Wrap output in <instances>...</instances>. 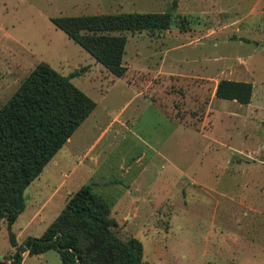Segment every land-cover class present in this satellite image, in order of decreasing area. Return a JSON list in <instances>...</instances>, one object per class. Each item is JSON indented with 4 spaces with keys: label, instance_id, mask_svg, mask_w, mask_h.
<instances>
[{
    "label": "rangeland",
    "instance_id": "1",
    "mask_svg": "<svg viewBox=\"0 0 264 264\" xmlns=\"http://www.w3.org/2000/svg\"><path fill=\"white\" fill-rule=\"evenodd\" d=\"M119 13H169L172 21L166 31L125 34L121 78L107 74L50 22ZM260 27L264 0H0V107L41 62L69 77L96 104L74 134L73 150L96 149L90 183L107 201L117 236L140 241L145 264H251L243 244L264 240V151L263 164L250 169L253 180L245 166L233 172L231 155L264 147V120L243 130L250 108L217 99L213 91L216 82L231 79L252 84L256 96L264 93ZM135 178L155 196L128 194L125 204L134 200L138 211L117 206ZM44 179L48 188L37 190ZM61 179L46 167L25 190V209L11 227L18 246L40 237L58 216L64 206L59 196L41 209ZM27 220L30 226L21 227ZM14 253L3 220L0 264ZM21 264L61 261L50 250L24 253Z\"/></svg>",
    "mask_w": 264,
    "mask_h": 264
},
{
    "label": "trees",
    "instance_id": "2",
    "mask_svg": "<svg viewBox=\"0 0 264 264\" xmlns=\"http://www.w3.org/2000/svg\"><path fill=\"white\" fill-rule=\"evenodd\" d=\"M50 22L114 78L127 72L123 65L126 33L162 32L172 24L169 13L60 16ZM251 96L250 83L227 79L219 80L214 92L217 99L241 105L249 104ZM95 107L69 77L44 62L0 107V222L6 221L8 240L15 250L7 264H21L24 253L38 256L50 250L58 253L61 264H145L141 242L117 236L110 207L94 192L92 183L68 197L40 237H27L18 246L11 232L25 209V190Z\"/></svg>",
    "mask_w": 264,
    "mask_h": 264
},
{
    "label": "crops",
    "instance_id": "3",
    "mask_svg": "<svg viewBox=\"0 0 264 264\" xmlns=\"http://www.w3.org/2000/svg\"><path fill=\"white\" fill-rule=\"evenodd\" d=\"M249 16H250L249 18H251V16L252 17H254V16L258 17V15L255 13H251V15H249ZM263 28L260 27L258 29L259 32H255V34L257 36H260L261 30L264 31ZM227 80H231V79H227ZM233 81H238V80H233ZM238 82H240V81H238ZM217 83L218 82H216V84L214 86L213 96H214V92H215ZM245 83H248V82H245ZM252 91H253V86H252ZM258 99H260V100L258 101ZM254 100H256L257 102L254 103L255 102ZM232 102H235V101H232ZM242 106H246V107L250 108V110L248 112H243L244 114L242 117V122H240L241 124H244L243 130L250 129L251 125H252V123H251L252 121L262 122L264 120V93H262V94L259 93L258 96H256L255 94L252 93L250 103L247 105H242ZM239 111L241 112L242 108L239 109ZM235 114L237 115L238 113H235ZM89 116L87 117L86 120H88ZM234 118H237V117H235V115H234ZM86 120L84 122H86ZM84 122L82 124H84ZM82 124H81V126H82ZM80 127L74 132V134L80 129ZM74 134L67 140V142L64 144V146L56 153V155L53 157V159L45 166V168L47 167V168H51L52 170H55L56 173H58L60 175V178H62V179L60 180V182L55 187H53L51 189L50 192H48V194L45 198V203L41 209L42 211L48 207L49 201L50 202L53 201L57 196H59V198L61 199L60 201H61L62 205L65 206V203H66L68 197L71 194L75 193L84 184H87V183L89 184L91 179H93L94 174L96 173L95 172L96 171L95 165H96V161L98 158L97 154L95 153L96 149L94 148L93 145H91L89 147H86L79 154H76L75 150H73V148L75 147L73 140H74V138H76V135H74ZM232 151H233L234 155H231V156L235 157V160L232 161L233 172L238 174L242 169L241 167L245 166L246 168L243 169L245 171L244 174H246V172H248V176L250 175L251 180H253V176L250 174V169L253 165H256L257 163L263 164V162H261V160H258V159L262 156L263 151H264V147H262V145L260 144L259 147L254 146L252 148H247V150H245V152L243 154L237 153L234 150H232ZM78 155H80V157H78ZM237 156H238V158L236 159ZM48 165H49V167H48ZM247 168H249V169H247ZM78 172H79L80 176L77 178L78 180H77V182H75L74 187L68 188L69 179H71V181H72L73 180L72 176H75L76 173H78ZM41 174L39 175V177L41 176ZM39 177L35 180H39ZM137 179L138 178H135L129 184L130 185L129 187L132 189L131 191L127 189L125 193L121 194V198L116 203L117 206L124 207L127 205V206H131L132 208H134V210L138 211L139 210V204H136V202L134 200H131L132 201L131 204H125L126 202L129 201L128 200V197H129L128 194L129 195L132 194V196H135V197L137 196L138 198L141 197L143 199L145 197L148 198V196H155L154 194L150 193V189H142L140 186H138ZM257 179L260 180L261 176H258ZM105 181L106 180H104L103 182H105ZM46 182H47L46 179L41 181V183L39 182V184L37 186V190L42 191V190H44L45 187L48 188V186H46ZM248 188H251V186L248 185ZM260 189H261V187H260ZM134 204H136V205H134ZM64 206H63V208H64ZM61 210H59V213L61 212ZM21 214L18 217H20ZM34 214L35 213H33V215ZM29 217H30V215L28 216V218ZM37 217H39V215H37ZM31 222L27 220L25 223L22 224L21 227L28 228L30 226ZM243 245H244V257H245V259H247V261H249V263L254 264L255 261L260 260L261 263L264 264V240L263 241L262 240H259V241L249 240V241H246ZM236 250H237V248H236ZM261 263H259V264H261Z\"/></svg>",
    "mask_w": 264,
    "mask_h": 264
}]
</instances>
